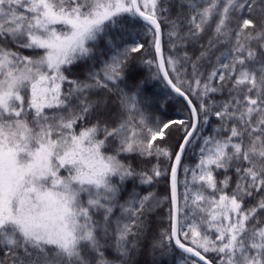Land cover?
Instances as JSON below:
<instances>
[{
  "label": "snow or ice",
  "instance_id": "6c2138e0",
  "mask_svg": "<svg viewBox=\"0 0 264 264\" xmlns=\"http://www.w3.org/2000/svg\"><path fill=\"white\" fill-rule=\"evenodd\" d=\"M149 80L186 119L147 112ZM145 251L264 264V0H0V264Z\"/></svg>",
  "mask_w": 264,
  "mask_h": 264
},
{
  "label": "trees",
  "instance_id": "16d2710c",
  "mask_svg": "<svg viewBox=\"0 0 264 264\" xmlns=\"http://www.w3.org/2000/svg\"><path fill=\"white\" fill-rule=\"evenodd\" d=\"M138 32L137 39L141 42H144L145 37L142 31H139V27L135 30ZM129 43L132 41L131 36L125 37ZM101 49H103L104 44L101 42L100 44ZM191 51V49H189ZM136 57V64H137V75L141 79L148 78L150 73L147 67L140 64L141 58L150 59L152 58V49H148L147 53H144L143 50L141 53L134 54ZM77 69H74L76 71ZM151 101L148 106L147 112L150 113L153 117H159L161 119L167 120L169 117L171 118H178V119H186L187 118V110L183 107L184 101L182 98L178 96H174L172 99H169V90L166 89L163 84L149 80L147 83V93H146ZM175 143V140L169 142ZM155 163V160H151L150 162H146L141 164V167L150 168L151 165ZM186 164L194 165L196 163V156L193 154H189V158L185 160ZM164 181H161L159 186H157L156 190L159 192L160 195L166 194V189L164 187ZM131 188V185H129ZM153 234H157L160 230L168 227V222L166 219L165 212L161 210L153 217ZM140 264H150V257L147 254V251L144 252L140 256Z\"/></svg>",
  "mask_w": 264,
  "mask_h": 264
}]
</instances>
